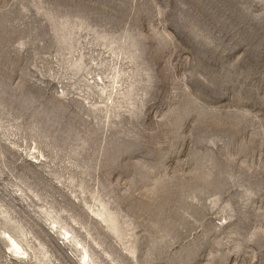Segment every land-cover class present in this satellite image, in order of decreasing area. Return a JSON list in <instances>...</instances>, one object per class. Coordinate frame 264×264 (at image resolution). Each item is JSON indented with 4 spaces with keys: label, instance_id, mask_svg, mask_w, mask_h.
Masks as SVG:
<instances>
[{
    "label": "rangeland",
    "instance_id": "374dc122",
    "mask_svg": "<svg viewBox=\"0 0 264 264\" xmlns=\"http://www.w3.org/2000/svg\"><path fill=\"white\" fill-rule=\"evenodd\" d=\"M0 264H264V0H0Z\"/></svg>",
    "mask_w": 264,
    "mask_h": 264
},
{
    "label": "bare ground",
    "instance_id": "6f19581e",
    "mask_svg": "<svg viewBox=\"0 0 264 264\" xmlns=\"http://www.w3.org/2000/svg\"><path fill=\"white\" fill-rule=\"evenodd\" d=\"M8 237H9V240H10L9 241V243H10L9 247L12 248L11 250H14L13 252H15L16 255H18L20 257H24V255H26V252L23 249V247L14 238H12L10 235Z\"/></svg>",
    "mask_w": 264,
    "mask_h": 264
}]
</instances>
